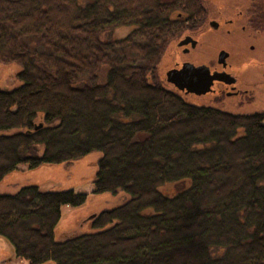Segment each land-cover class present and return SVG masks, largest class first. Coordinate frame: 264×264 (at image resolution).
Listing matches in <instances>:
<instances>
[{"label": "trees", "instance_id": "obj_1", "mask_svg": "<svg viewBox=\"0 0 264 264\" xmlns=\"http://www.w3.org/2000/svg\"><path fill=\"white\" fill-rule=\"evenodd\" d=\"M253 14L264 28V6ZM205 17L202 0H0V63L21 66V85L0 90V182L18 166L99 152L92 193L130 196L94 215L93 233L56 242L61 208L85 194L30 185L0 195V238L15 258L264 264V115L190 105L153 77ZM121 28L127 36L113 39ZM171 184L174 195L159 191Z\"/></svg>", "mask_w": 264, "mask_h": 264}, {"label": "rangeland", "instance_id": "obj_2", "mask_svg": "<svg viewBox=\"0 0 264 264\" xmlns=\"http://www.w3.org/2000/svg\"><path fill=\"white\" fill-rule=\"evenodd\" d=\"M206 9L207 21L196 29H188L164 51L156 63L154 79L166 90L175 92L188 104L209 107L230 114H264V28L252 26L251 20L257 7L264 6V0H202ZM262 5V6H260ZM256 16V14H255ZM215 19L223 23L217 31L208 28L207 22ZM229 21L231 23H229ZM244 27V29H242ZM256 27V28H253ZM128 28L117 29L112 37L124 38ZM189 36L197 42L195 49L183 54L177 43ZM31 47H38L35 40H25ZM251 46L253 49L251 50ZM219 49L229 53L228 62L236 70L238 83L249 90L252 98L245 104L240 98H214L210 95L196 97L184 95L165 82V73L185 62L195 66L212 64ZM21 66L16 63H0V90H13L21 85L17 74ZM105 70L99 72V82L103 81ZM238 104V105H237ZM36 123H39L37 120ZM17 130L8 132L15 133ZM40 151V150H38ZM101 153L93 152L82 159L58 165H41L34 170L26 166L18 168L0 182V195H14L22 187L35 185L42 191L73 190L87 196L85 203L78 208L62 207L60 221L54 231V240L93 233L92 216L119 207L130 200L123 192L115 194H93L98 161ZM179 185H166L159 191L172 196ZM218 250L212 255H217ZM0 264H28L13 256L12 248L0 238Z\"/></svg>", "mask_w": 264, "mask_h": 264}, {"label": "water", "instance_id": "obj_3", "mask_svg": "<svg viewBox=\"0 0 264 264\" xmlns=\"http://www.w3.org/2000/svg\"><path fill=\"white\" fill-rule=\"evenodd\" d=\"M210 27L212 29L217 28L215 22H211ZM196 41L191 37L186 36L177 43V47L181 48L187 45L193 49L196 46ZM186 53V50L184 51ZM227 54L221 51L218 55L219 63L224 64V59ZM224 82L221 75L218 73H210L209 68L206 65L195 66L190 63H183L179 69H170L165 73V82L171 85L176 91L183 93L184 95H193L196 97H202L211 92V86L213 82ZM231 84L232 82H227ZM41 125L35 126L34 129L40 128ZM93 217V216H92Z\"/></svg>", "mask_w": 264, "mask_h": 264}, {"label": "flooded vegetation", "instance_id": "obj_4", "mask_svg": "<svg viewBox=\"0 0 264 264\" xmlns=\"http://www.w3.org/2000/svg\"><path fill=\"white\" fill-rule=\"evenodd\" d=\"M207 20L208 19H207V14H206V17H205L202 25ZM211 22H215L217 24L216 29H212L210 27ZM229 23H231V22L229 21ZM207 26L209 29H211L213 31H217L219 29V27L223 26V23L217 22L215 19H210L207 22ZM242 29H244V27H242ZM184 37H186V36H184ZM180 49H181L183 54H187L189 52V49L193 50L195 48L192 49L190 47V45H187V46L181 47ZM252 49H253V46H251V50ZM185 50H186V53H184ZM221 51H223L224 53L227 54L226 58L224 59V64L219 63V59H218V55ZM228 59H229V53L226 52L224 49H219L216 56H215L214 63L206 65L209 68V71L211 74L212 73H216V74L218 73L219 75H221V77L225 81L224 82H220V81L213 82V85L211 86V92L204 95V96L210 95L216 99L221 98V97H226V98H231V99L232 98H240L239 102L243 105V104L247 103L252 98V96H251L248 89L243 88L242 85H239V83H238L239 80H238V75L236 73V70L232 67L231 63L228 62ZM181 65L182 64H180L179 66H176L175 69H179L181 67ZM227 82H232V83L228 84Z\"/></svg>", "mask_w": 264, "mask_h": 264}]
</instances>
